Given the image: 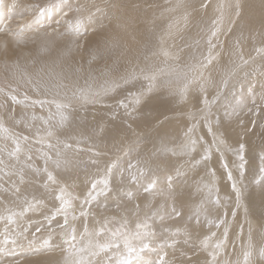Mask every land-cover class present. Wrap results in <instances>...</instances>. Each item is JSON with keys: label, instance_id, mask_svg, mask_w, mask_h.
Wrapping results in <instances>:
<instances>
[{"label": "rangeland", "instance_id": "rangeland-1", "mask_svg": "<svg viewBox=\"0 0 264 264\" xmlns=\"http://www.w3.org/2000/svg\"><path fill=\"white\" fill-rule=\"evenodd\" d=\"M227 1L170 0L166 3V0H33L28 1L27 6L23 7L25 11L23 14L16 13L18 8L8 13L0 12V19L3 14L9 16L6 21L4 18L0 20V28L7 29V32H3L0 36V48L6 45L8 39L12 40L11 47L20 48V51L15 54L12 52L8 58L0 57V126H2L0 127V217H4L0 219V236L2 235L3 238L0 239V245L8 246L11 251L8 252L7 248L1 249L0 257L8 255L6 264H20L24 259L28 261L43 249L41 256L59 249L63 258L71 264H77L82 258L84 264H118L120 259L128 257L125 239L136 249L132 254L133 264H160L161 257L163 264H238L242 257L245 258L246 253L250 254L249 264H264V255L261 254L264 250V217H256L255 221L260 226L255 230L253 238L243 237L238 240L236 232L240 233L243 226L242 223H235L230 239H224L222 242L215 240L216 242L211 243L208 236H215L218 230L222 231L225 223L220 225L221 221L228 220L225 218L221 219L219 224L217 222L210 224L196 214V200H200L206 208L210 206L211 198L215 197L212 194L216 195V190L212 194L208 193L210 197L204 195L206 192L203 190V185L209 186L208 178L211 177V170L190 171L185 168L183 159H185L184 163L194 162L184 156H188L191 152L192 157L197 154V148L192 149L193 142L186 143L185 136H181L180 145L154 156L149 142L143 139L145 132L140 131L139 128L142 114L149 105L166 104V102H157V96L162 90L151 95L152 82L147 80L154 75L159 79L155 83L156 89L166 86L168 92L175 93L171 95V102L182 101L176 109H173L172 116L177 115L187 120L186 110L183 111L180 107L185 103L183 93L181 94L185 88L194 91L191 94L193 96H189L190 101L193 99L194 111L204 108L213 109L217 101L213 100L212 96H207V100L202 103L203 90L199 87L198 81L187 82L183 77L189 75L190 66L199 62L205 63V53L212 46L211 44H217L219 47L211 48L209 56L213 50L217 53V49L220 50L225 46L223 40L234 44V40L239 36L242 42L245 41L243 39L248 38L244 30L246 24L241 21V16H237L236 33L234 26L222 39V32L225 31L231 11L236 9L235 5L230 8L233 0L228 3ZM180 2L185 4V32L173 41L175 49L173 47L174 55H171V59L165 60L164 63L158 58L157 63L154 61V53L149 54L144 50L146 47L154 49L157 42L161 41L162 35L156 37L154 33L153 39L157 41L146 40L143 39L141 29L146 24L151 31L164 30L168 22L167 20L163 22L161 11L169 9L174 11V8L182 5ZM3 5H6L5 0H0V7ZM213 5H217L216 9L219 7L222 9L216 10L219 12L208 18L207 14ZM56 10L60 12L56 13ZM218 16H222L220 17L222 21L226 16L223 21L225 25ZM14 18L18 19L14 20ZM3 20L6 23L8 21L9 27L6 25L5 28ZM13 23H16L15 27L12 26ZM190 25H193L191 29ZM33 28L44 31L40 30L38 34H33V38H29ZM9 30L11 32H8ZM192 30L198 31L191 35ZM215 31L221 33H215L216 36L218 35L216 38L213 37ZM125 44L128 45V50ZM251 44L250 52H254V49H264L263 46L261 49V47L256 48L255 43ZM234 45L238 49L241 48L238 41ZM255 53L250 58H256L259 62L253 69L255 72L246 73L248 77L245 80L253 79V81L246 84L243 93L236 92L241 81L244 80L238 79L234 82L229 79L232 74L239 72L241 63H236L231 71L216 74L222 57L220 55L215 67H212L207 59L204 67V70L207 68L211 75L214 73L217 75L214 77L208 75L211 78L209 80L210 78L205 74L207 71H204V75L208 78H206L207 82H210H208L209 86L211 88L213 86V95L223 96L226 88L234 90L231 94L239 99V105L237 99L236 103L233 102V108L237 104L240 106L239 110L248 111L245 114L257 110L250 119L247 117L243 119L240 114L239 116L242 117L240 122H237L231 130L227 126L228 130L233 131L238 138L236 143L223 140V134H227L226 130L222 131L223 134H219V139L222 138L221 146L231 149L228 152L233 163L226 159V151L222 150L204 162L206 165L217 157L224 166L234 165L235 168V163L242 155V162L246 164L242 168H247L242 174L244 178L248 176L251 165L248 157L250 151L259 156V164L264 169V147H251L248 144L249 140L246 143L244 136L249 134L252 136L253 128L247 127L245 130L244 123L241 124V120L246 122L247 119L251 124L252 119L257 120L264 113V71L262 70L264 65L260 62L264 61V50ZM181 60L186 61L184 63L190 60V65H185L188 69L174 67ZM123 61L124 64L131 65L128 74L123 69ZM214 62L215 60H212V63ZM167 64L170 65L169 69ZM135 66L142 67L144 71L149 72V75L140 78L138 74H133L132 70ZM171 66L175 72L171 70ZM225 81H227L226 86ZM146 94L149 96H145ZM248 99L250 103L247 102ZM220 100L221 102L218 101L217 104L226 102V99ZM168 103L169 108L171 103ZM248 105L253 109L247 108ZM223 110L224 105L219 111L223 113ZM186 122L183 130H190L193 121ZM222 123L223 117H217L215 127L218 133L221 131ZM202 126L201 124L199 131ZM176 136H180V133ZM253 137L254 141L256 137V142L261 144L264 126L262 131L257 135L254 134ZM176 142V138L169 140L167 136L165 137V143L169 146ZM17 145L19 151H16ZM241 145H243L242 152L239 151ZM174 149H178L175 154ZM234 171H237V168ZM234 171L228 173L231 178L224 181L225 185H231H229V203L226 205L227 212L231 211L229 222L233 221L235 213H241L240 201L236 191L233 190L235 189L233 183L239 181L236 180L239 173ZM262 172L264 175V171ZM49 174L53 179H48ZM104 181L107 183L105 184ZM93 184L96 185L95 188ZM150 184L153 186L146 192L145 188ZM65 188L70 191L75 189L80 193L76 202L77 207L73 208L77 217L75 224L65 223V220L69 221L65 215L61 225L60 217L64 215L66 205L63 210L58 211L62 203L58 197H62ZM190 191L195 198L189 195ZM217 192L225 201L228 196L227 191L221 188ZM62 199L64 201V198ZM115 206L129 213L130 218H120L119 214L112 211ZM173 207L180 213L179 216L172 211ZM206 210L210 211L211 219L215 220L221 216V214L217 217L212 216L211 210ZM12 213L17 215L14 217V223H9L7 217ZM20 213L23 215H19ZM98 214L105 218L101 217L96 221V216L100 217ZM132 214L135 216L134 221ZM114 217L120 224L110 220ZM43 221L44 224L41 225ZM132 221L134 225L131 224ZM46 222L53 224L48 223L47 227ZM137 225H146V227L137 228ZM88 226L102 228V231L95 236L86 232ZM65 227L67 230H64ZM73 232L75 240L71 239ZM137 232L140 233L139 238H136ZM212 232L214 233L211 234ZM45 233L51 236L46 237ZM113 233L118 235L113 237ZM45 240L49 241L48 245L44 244ZM194 240L198 243L196 244ZM205 240H207V248L202 244ZM30 241L33 243L30 244ZM109 242H114L119 247L112 246L96 255H92L89 251L97 245ZM218 243L221 244L219 249L215 247ZM145 244L148 247H143ZM70 248L71 254L68 251ZM80 248H84L87 253L82 255L81 252H76V249ZM119 249L121 256L117 257ZM212 254H215V260ZM100 257L105 258L103 263L98 261ZM20 258L24 259L18 261ZM70 260L73 261L69 262Z\"/></svg>", "mask_w": 264, "mask_h": 264}, {"label": "bare ground", "instance_id": "bare-ground-1", "mask_svg": "<svg viewBox=\"0 0 264 264\" xmlns=\"http://www.w3.org/2000/svg\"><path fill=\"white\" fill-rule=\"evenodd\" d=\"M28 1L32 2L33 0H5L6 5H3L2 7H0V12L8 13V12H10V11L12 12L14 9L18 8V11L16 13L17 14H23V13H25V11L23 10V7L27 6V4H28L27 2ZM169 1L166 0V3H169ZM228 1H230V0H228ZM228 1H227V3H228ZM31 2H29V3H31ZM180 3H178V4H180ZM232 3L233 4L231 5L230 8H232V6L235 5L236 9H234V11H231V15H230L231 17L229 18V20H228V18L226 19V20H228V23L226 25L225 31L222 32L223 33L222 39H224L228 35L229 31H231L234 26H236L235 29H234L235 30L234 33H236V28L238 26L237 18H236L237 16H241V21L246 24L245 27H244V30L246 31V33H247L246 36L248 38L247 39H243V41L245 40L244 42L241 41L242 38H240V36H239V38L234 40V44H235L236 41L240 42V47H241L240 49L236 48L234 44H230V42H228L226 40H223V42L225 43V46H223L220 50L217 49V53L214 52V50H213L211 56H209L210 49L213 48V47H216V46L219 47V45H217V44L213 45L209 41L212 46L210 48H208V51L205 53V63H202V62L198 63L197 62L198 64L190 66L191 68L189 67L190 70H188V71H190V73L188 72L189 75L187 74L186 76L184 75L185 77H183V78H185V80L187 82L188 81L191 82L193 80H195L194 82H196V80L198 81L197 83H199V87H201L202 90H203L202 94H201L202 103L205 102V100H207L206 99L207 96H212L213 100L215 99L217 101V103H218V101L221 102V100H220L221 98L226 99V102L224 104H223V102H222V104L221 103L220 104L215 103L213 105V109L204 108V109L200 110L202 113L199 110L194 111L193 107H195V106H194V102H192L193 99H192V97H191V99H192L191 101L189 99L190 98L189 96L194 91L192 92V91H189V88H187V89L185 88V91L181 92V94L183 93L182 96H184V98H185V101L183 100L185 103H184V105H180V107H182L183 111L186 110V116H187V120L186 121H189V122L193 121V126H191V125H190L191 127L189 126L190 130H187V129L183 130L184 127H185V124L187 122L184 119H181L180 117H178L177 115L176 116H172L173 115V109H176L178 104H180L182 101L180 102V100L179 101L175 100V101L171 102V95H174L175 93L173 94L171 92H168L169 89L165 88L166 86L159 87V88L156 89V87H157L156 85L157 84H155V83H157L159 81V79H158L157 75H154L155 76L154 80H152L151 78L149 80H147L149 82H152L153 92H152L151 95H154L159 90H162L159 93V95L157 96V102L158 101L159 102H166V104L165 105H161V104L158 103V104L149 105V107H147L146 110L144 111V113L142 114L143 116H142V119H141V124L139 125L140 131L145 132V133H143L144 134L143 135V139L145 141L149 142V147L151 148V151L154 154V156H156L158 154H163L165 151L171 150V148L173 146H177L180 143V138L185 136V139L187 138L186 143L193 142L192 149H194L195 147L197 148V154L194 157H192V155H191L192 152L188 156H184L188 160L190 159V160H192L194 162V163H184L185 159H183V165L185 166V168L190 170V171H194V170H199V171L200 170H205V171L211 170V172H212L211 177L208 178L209 179L208 180L209 186L205 187L203 185V190L206 192L204 194L206 197H210L208 195V193L211 192V194H212V192L215 191V190H216L215 191L216 195L212 194L215 197L213 199L211 198V204H210V206H208L206 208H205V205L200 200H196V204H197L196 214L198 216H200V218H203L206 222H208L210 224L213 223V222H217L219 224L221 219H225V218L228 219V220H222L221 221L220 225H223V223H225L222 231L218 230L219 232H217L215 236H212V235L208 236V239L210 240L211 243L216 242L215 240H217V241L220 240V242H222V241H224V239L225 240H227L228 238L230 239L231 238L230 233L232 232V227L234 226L235 223H238V224L242 223L241 226H243V228L241 229L240 233L236 232V236H237L238 240H241V238L243 239V237H245V238H248V237L249 238H253L255 230L260 226V224L255 221L256 217H261V216L264 217V175H263V172H262V167H261V165L259 164V161H258L259 156H257L256 153H254V152L251 153V151H250V153L248 154L249 155L248 156L249 157V161L251 162V165L249 166V169H248V176L245 177V178L242 177V174L244 173V171H247V168L246 167L241 168V165H243V166L246 165L244 162H242L241 158H239L238 161L235 163V165H236L235 168H237V171H234L235 170L234 165L224 166L222 164L221 160L219 158H217V157H215V160L209 161V163L204 165V162H205V160L207 158H210V157L214 156L220 150L226 151V156H227L226 159H229L232 162V159L230 157L231 156L230 152H228L231 149L229 150L227 147H224V146L222 147L221 146V144H220L221 142L220 141H221L222 138L219 139V134H223L222 131L226 130L228 135L227 134H223V140L225 142L236 143V140L238 138L233 133V131L231 132V131L228 130L227 126L231 130L232 127H234L237 122H240L239 120L242 117H243V119L245 117L250 119V117L257 112V110H253V111H250L251 112L250 114H245V112H248V111H246L244 109H242V111L239 110L240 106H237V104H235L237 107L234 105L235 108H233V102L236 103L238 98L232 96L231 93H233L234 90H229L227 88L225 89V88H223L224 86L222 87L223 89H225V92H224L223 96H219L218 95V97H217V96L213 95L212 94L213 86L211 88V86H209L210 84H208L209 81L207 82V79H208L207 77H209L208 75H211V73L207 70V68H205V70L207 72L204 70L205 64L207 62L206 59L208 61H209V59H211V66L215 67L217 65V60H218V58L221 55L222 57L220 58V61H219L220 66L217 69V71L215 72L216 74H222V73L226 72L227 70L231 71V70H233L232 68L236 65V63L237 64L241 63L242 67L239 70V72L232 74L231 78H229V79H232V81H234V82L237 81L238 79L244 80V81H241V83H240L238 88L236 87L237 88V92L236 93H243V88L247 86L246 84H249V82L252 83V81H253V79L252 80L249 79L247 81L245 79L248 77V75H246V73H248L250 71H251V73L255 72V70H253V69L256 67V63L259 62V60L256 59V58L255 59L250 58L251 55L256 54L255 52H257V51L258 52H261V51L263 52V50H264L262 48V46L264 47V0H233ZM174 4H175V2L173 3V5ZM183 4L181 6L178 5L179 7H177V4H176L177 8H174L173 9L174 11H170V9L168 11L167 10L166 11H161V13H162L161 17L163 18V22L166 21V20L168 22L167 26H166V28L164 30H162V31L158 30V31L154 32V31L149 30L148 29V25H146V24H144L142 29H141V33H142L143 39H146V40L157 41V40L153 39V34L154 33H155L154 35L156 37L158 35H160V34L162 35L161 41L157 42L156 47H154V49L146 47L145 50H144L146 53H149V54L154 53V55H155L154 56L155 57L154 61H156L157 63H158V58L160 60L164 61V63H165V60L171 59V55H174V49H175V43L173 41L178 36L183 35V33L185 32V26H186V20H185V17H184L185 4L184 5ZM222 5H223V2H222ZM223 6H225V5H223ZM216 7H217V5L216 6L213 5L211 10H209V12L207 14L208 18L212 17L213 14H215L216 10H221L222 9L219 6L218 7L220 9L219 8L216 9ZM230 8H227V9H230ZM55 12L58 13V12H60V10H56ZM218 12H216V13H218ZM222 12H224V11H222ZM220 14H222V13H220ZM226 14H227V12H226ZM218 17L222 18V16H218ZM225 17L223 18V21H225L224 20ZM227 17H229L228 14H227ZM2 18H4L5 21H6V20L9 19V16L7 17L5 14H3L1 19ZM12 19H13V17L11 18V20ZM16 19H18V18H14V20H16ZM177 20H180V21L177 22ZM217 21L220 22L219 20H217ZM221 21H222V19H221ZM223 21H222V23H223ZM11 23H12V21H11ZM4 24H5V26L6 25L8 26L9 23L7 21V23L5 22ZM223 25H225V24L223 23ZM7 26L5 28H7ZM12 26L15 27L16 23H13ZM192 26L193 25H190V29L192 28ZM37 27H38V25H37ZM213 27H215V25ZM11 29H14V31L17 30L15 28H11ZM33 29L34 30L30 31V33H29V38H33L34 35L38 34L39 33L38 31L41 30V29H37L36 30L35 28H33ZM217 29H218V27H217ZM10 30L8 32H11ZM42 31H44V30H41V32ZM196 31H198V30H192L190 32V34L193 35V34L196 33ZM212 31H213V29H212ZM221 31H223V30L221 29ZM3 32H7V29H5L4 31L0 32V36L3 35L2 34ZM210 33H211V31H210ZM215 33L221 34L220 32H216V31H215ZM237 34H239V33H237ZM217 36L215 35L213 37L216 38ZM40 38H42V37H40ZM21 40L22 39H20V41ZM31 41L34 42L33 40H31ZM11 42H12V40L8 39L6 45L3 48H0V57L1 58H8V57H10L9 55H11L12 52L15 54L16 52L20 51V48L11 47L10 46ZM251 43H255L256 44V48L257 47L258 48L261 47V49H263V50H260V49L255 50L254 49V52H250V49H252L250 47L252 45ZM207 44H209V43H207ZM125 46H126V49L128 50V45L125 44ZM173 47H174V49H173ZM181 53H183V52H181ZM182 56H184V55H182ZM182 56H181V58H182ZM201 56H203V55H201ZM163 58H164V60H163ZM172 58H174V57H172ZM199 58H200V56H199ZM176 59L178 60V58H176ZM203 59H202V61H203ZM212 60H215V62L212 63ZM189 61H187V63H184L186 61H182V60L178 61L177 63L175 62L176 64H175L174 67L177 68V69L185 67V65H190ZM260 62H262L263 65H264V61H260ZM124 63H125V61H123V69H124L125 73L128 74L130 72V70H131V65H130V63H127V64H124ZM167 67L169 69L170 65L167 64ZM187 67H185V68L188 69ZM172 69H173V67L171 66V70ZM194 69H195V71H194ZM262 70L264 71V66L262 67ZM204 71L206 72L205 74H207V77L204 75ZM132 72H133V74H136V75L138 74L140 76V78L141 77L143 78V77H146V76L149 75V72L148 71H144L142 69V67H140V66H135L133 68ZM173 72H175V70ZM170 73L172 74L171 71H170ZM215 73L213 75H211V76H213V77L217 76V75H215ZM177 75H178V73H177ZM181 75H183V74H181ZM151 77H153V76H151ZM136 79H134V80H136ZM167 80H169V78ZM209 80H211V78ZM197 83H196V87L198 86ZM228 83H229V81H228ZM136 84H138V82H136ZM187 87H189V86H187ZM199 87H198V89H199ZM172 88H174V87H172ZM130 89H132V88H130ZM179 90H181V89H179ZM190 90H192V88H190ZM129 91H131V90H129ZM126 94H124V95H126ZM219 94H221V91H220ZM194 95H195V93H194ZM198 95H200V94H198ZM145 96H147V94ZM145 96L143 98H145ZM178 96H180V95L178 94ZM191 96H193V95H191ZM254 96L256 97L255 93H254ZM263 97H264V92H263ZM249 99H251V98H249ZM249 99L247 100L248 103H250ZM201 101L197 100V102H201ZM143 102H144V100H143ZM168 102L171 103V106L169 108H168V104H169ZM196 104H198V103H196ZM223 105H224V110H223V113H221L219 110L223 107ZM238 105H239V99H238ZM139 106H137V107H139ZM202 106H203V104H202ZM246 107L249 108L250 110H251V108L253 109V107H251V105H248ZM190 111H191L192 114L190 113ZM240 114H242L241 115L242 117L239 116ZM263 114L260 115L257 118V120L251 118L252 119L251 124H249L247 122V121H249V119H247V118H246L247 119L246 122L241 120L242 121L241 124L244 123V125L243 124L242 125L245 128V130H246L247 127L250 128V129L253 128V130L251 132L252 136L250 134L248 136H244V139H245L246 143L249 140L248 144L251 147L252 146H254V147H264V137H263V140H262L261 144H258L256 142V137H255V141H254V137H253L254 134L257 135L260 131H262V128L264 126V118H261V117H264ZM220 116L223 117V123L221 125V131H220V133H218L217 130H216L215 124H216V121H217V117L220 118ZM188 117H190V119H188ZM201 117H203V118H201ZM233 117H234V119H232ZM254 122H256V123H254ZM201 124L203 126L201 127V129L199 131V127H200ZM177 133H180V136H176ZM166 136L169 138V140L172 139V138H176L177 142L174 143V145L169 146L168 144L165 143V137ZM72 139H74V137ZM233 145L234 144H232V146ZM177 150L178 149H174V151H175L174 154L177 153ZM239 151H240V149H239ZM239 154H240V152H239ZM174 159H179V158L174 157ZM231 171L239 173V176H236V180L239 179V181H237L236 183H233V185L235 184V189H233V190L236 191V193H237V190L239 192L240 212L243 213V214L235 213V215L233 217V221L229 222V218L231 217V215L229 213L231 211L227 212L226 205L229 203V188H230L231 185L229 183L228 184L230 186L229 185H225L224 181L226 182V180L230 179L229 178L230 175L228 173H230ZM243 179H245V181H243ZM221 188L223 190L227 191V194H228V196L225 198V201H224L222 195L217 192ZM242 190H243L244 193L241 194ZM119 191L120 192L122 191V187H121V189H119ZM193 191H195L194 188H193ZM62 193H63V194H61L62 198H64V201H67L68 203L66 204V209H65L64 215L62 217H60L61 225L63 223V219H64L65 215H66V217L69 220V221H67L68 223L75 224V222L77 220V217L74 214L73 208L77 207L76 205L78 203H76V202L78 201L80 193H78L75 189L70 191L68 188H65V190H63ZM189 195L192 196L193 198H195V196L193 195V192L190 191ZM115 205H116V203H115ZM60 206H61V204H60ZM56 208H58V207H56ZM206 209H210L211 210L212 216H216L217 217V215H220V214H221V216L220 217L218 216L219 218L215 219V220L211 219V215H210L211 213H210L209 210H206ZM53 210H54V208H53ZM55 210H57V209H55ZM50 211H52V210H50ZM112 211L117 213V214H119L120 218H124V219L130 218V214L126 213L125 210H123V209L120 210V209H118L116 207ZM52 215H53V213H52ZM98 215L100 217L96 216V218H95L96 221L99 220L101 217L105 218V216H102L101 214H98ZM56 216H57V214H56ZM134 217L135 216L132 214V220L133 221H134ZM51 219H52V217H51ZM110 220L116 221V222H118L120 224L119 220L116 219L115 217L114 218H110ZM133 221L131 223L132 225H134ZM46 223H47V227H48V223L49 222H46ZM50 223L53 224L52 222H50ZM42 224H44V221L41 223V225ZM122 224H124V223L122 222ZM64 230H67V227H65ZM225 230H227L226 238H225ZM56 231L57 230H55V232ZM101 231H102V228H99V227L91 228L90 226H88L86 228V232H89L90 234L93 233V235H95V236H98ZM57 233H58V231H57ZM213 233L214 232H212L211 234H213ZM45 235H46V237H50L51 236L48 233L47 234L45 233ZM1 236H0V239H3ZM243 241L242 242L240 241V242L243 243ZM2 242H3V240H2ZM194 242L196 244L198 243L195 240H194ZM226 245H227V242L225 243V246ZM263 247H264V245H263ZM4 248H7L8 252H11L10 248L8 246L0 245V250L4 249ZM60 249H61V247H60ZM65 250H64V253H66ZM42 251L37 252L38 255H36L34 258L29 259L28 261L24 259L25 257L18 259V261L21 260V259H24V262H22L20 264H71V263H68L65 260V258H63V255L60 253L59 249L53 250L52 252H50L48 254L45 253L43 256H41ZM89 251L91 253L94 252V253H99L100 254V249L97 246L92 248ZM86 253H87V251L81 252L82 255H84ZM34 254H36V253H34ZM7 256L0 257V263L1 264H6V260L8 259ZM118 256H121L120 249H119V251L117 253V257ZM104 260H105V258H103V257H100L98 259V261H100L102 263L104 262ZM249 260H250L249 258H248V260H245V258L242 257L241 261L238 262V264H249L250 263ZM65 261H66V263H65ZM72 261L73 260H70L69 262H72ZM107 263H109V262H107Z\"/></svg>", "mask_w": 264, "mask_h": 264}, {"label": "snow or ice", "instance_id": "snow-or-ice-1", "mask_svg": "<svg viewBox=\"0 0 264 264\" xmlns=\"http://www.w3.org/2000/svg\"><path fill=\"white\" fill-rule=\"evenodd\" d=\"M2 31H4V29H3V28H0V32H2ZM77 32H78V29H77ZM213 35H215V32H213ZM208 63H211V59H209ZM205 66H206V65H205ZM151 79L154 80V79H155V76L151 77ZM224 84H225V86H226V85H227V81H225ZM185 87H187V86H185ZM137 102H139V101H137ZM57 107H60V105H57ZM0 127H2V126H0ZM240 150H241V152L243 151V145L240 146ZM16 151H19V145H17V149H16ZM14 154H15V153H13V155H14ZM240 158H241V160H243V156H242V155H241ZM242 167H243V165H241V168H242ZM45 171H46V169H45ZM262 171H264V169H262ZM229 178H231V177H229ZM48 179H49V180L53 179L52 176H51V174H49ZM104 183L106 184L107 181H104ZM95 186H96V185L93 184V188H95ZM152 186H153V185L150 184L147 188H145V191H146V192L149 191V190L152 188ZM233 187L235 188V184L233 185ZM58 198H60V199L62 200L61 208L58 210V211H60V210H63V209H64L65 205H66L68 202H67V201H63L62 197H58ZM237 198L239 199V192H238V190H237ZM93 199H94V197H93ZM26 211H27V209H26ZM172 211L175 212V214H176L177 216L180 215V213H179L178 211H176V209H175L174 207H173ZM16 215H17L16 213H12L11 215H9V216L7 217L8 222H9V223H14V217H15ZM19 215H23V213H20ZM0 219H4V217H0ZM65 223H67V220H65ZM141 227H146V225H137V228H141ZM117 235H118V233H113V237H115V236H117ZM226 236H227V230H225V238H226ZM139 237H140V233L137 232V233H136V238H139ZM71 239H72V240H75V239H76L74 232H73V235L71 236ZM13 242H14V241H13ZM29 243L31 244V243H33V242L30 241ZM44 244H45V245H48V244H49V241H48V240H45V241H44ZM202 244H203V246H204L205 248H207V246H208V244H207V240L202 241ZM112 246L119 247V245H118V244H114V242H109V243H106V244H103V245H97V247L100 249V251H105V250H107L108 248H110V247H112ZM74 247H75V246H73V248H74ZM125 247H127V249H128V257H127V258H122V259H120V260L118 261V264H133V257H132V254H133L134 252H136V249L130 245V243H129V241H128L127 239H125ZM143 247L146 248V247H148V245L145 244ZM215 247H216L217 249H219V248L221 247V244L218 243V244H216ZM84 251H85L84 248L76 249V252H78V253H79V252H84ZM71 252H72V249L70 248V249H69V253L71 254ZM91 254H92V255H96L97 253H91ZM261 254L264 255V250H262V253H261ZM248 255H250V254H249V253H246V254H245V260H247ZM212 256H213V260H215V254H212ZM77 264H84V260H83V258H82L80 261H78ZM160 264H163V257H161Z\"/></svg>", "mask_w": 264, "mask_h": 264}]
</instances>
